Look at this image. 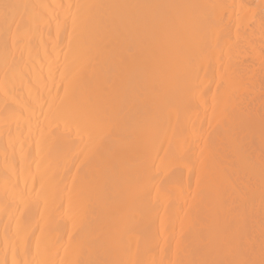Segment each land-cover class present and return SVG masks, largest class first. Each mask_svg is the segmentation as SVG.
<instances>
[{
  "label": "bare ground",
  "instance_id": "1",
  "mask_svg": "<svg viewBox=\"0 0 264 264\" xmlns=\"http://www.w3.org/2000/svg\"><path fill=\"white\" fill-rule=\"evenodd\" d=\"M254 1L0 0V264H264Z\"/></svg>",
  "mask_w": 264,
  "mask_h": 264
},
{
  "label": "rangeland",
  "instance_id": "2",
  "mask_svg": "<svg viewBox=\"0 0 264 264\" xmlns=\"http://www.w3.org/2000/svg\"><path fill=\"white\" fill-rule=\"evenodd\" d=\"M256 3H257V2L254 1V3H252L251 5H248V6H249V7H252V8L254 9ZM258 3H259V2H258ZM238 5L240 6V3H239ZM245 6H246V5H244V7H245ZM261 6H262V7H261ZM244 7H240V8H242V10H243ZM246 7H247V6H246ZM246 7L244 8V9H245L244 12H243V13L241 12L242 15L240 14V12H237V11H236V14L239 13V14L241 15V17L243 16V14L246 15V12H248V10H249V9H246ZM249 7H248V8H249ZM260 7H261V8L258 7L259 9H258L257 7L255 8V10L252 12V15H253L254 17H253L252 20H250V22L248 23V26H247L248 29H252V30L254 29V30H253V33L255 34V35H251L252 37L249 35L250 37H248V41H249V44L251 43V44H250L251 46H252V43L254 42V43H253V47H254V46H257L259 50H264V48L262 49L261 47H259V45H261L262 47H264V46H263V44H264V40L261 39L262 37H264V30H263V29H260V26L257 27V26H256V22H255V21H257V20H255V19H258V18H260V17H262V18L264 17V16H263V15H264V14H263V13H264V7H263V5H260ZM240 8H239V9H240ZM249 12H251V10H250ZM249 12H248V14H249ZM239 14H237V17H238ZM241 17H239V18H241ZM254 18H255V19H254ZM241 19H242V18H241ZM263 19H264V18H263ZM262 21L264 22V20H262ZM254 22H255V23H254ZM249 25H250V26H249ZM253 27H254V28H253ZM258 28H259V30H258ZM255 29H257V31H256ZM252 30H251V31H252ZM260 31H261V32H260ZM239 32H241V30H240ZM258 32H260V35H259ZM262 32H263V33H262ZM261 36H262V37H261ZM243 37H244V35H243ZM252 38H253V39H252ZM255 39H257V40H255ZM261 40H262L263 42H262ZM252 41H253V42H252ZM258 41H261V42H258ZM235 42H236V41H235ZM235 42H234V43H235ZM236 43H237V42H236ZM260 43H261V44H260ZM237 44L240 45L239 43H237ZM255 44H257V45H255ZM258 44H259V45H258ZM250 45H249V46H250ZM245 47L247 48L248 46H245ZM246 48H245V50H246ZM248 48H249V47H248ZM248 48H247V49H248ZM236 49H238V48H236ZM248 51H249V50H248ZM249 52H250V51H249ZM249 52L247 53L248 55H249ZM248 55H247V58L249 57ZM250 55H251V54H250ZM248 59H249V58H248ZM263 59H264V58H263ZM263 59H262V61H261V60L258 61V63H257L258 68H257V66H255V64H252V63L249 62L248 60H247V62H249L250 64H252L253 66H255V69L258 70L259 67H261L262 65H264V60H263ZM249 60H250V61H253V63H255L254 60H253L252 58H250ZM255 61H257V60H255ZM260 61H261V62H260ZM259 63H260V64H259ZM261 69H263V66L260 68V70H258L259 72H257V70H255L256 74H257V73H259V74H260V73H263V74H264V71H263L264 69H263V70H261ZM259 74L257 75V78H258V76L261 75L262 77H261V80H259V81L261 82V84H263V83H264V82H263V81H264V78H263L264 76H263L262 74H260V75H259ZM249 77H250V76H249ZM262 79H263V80H262ZM232 80H233V79H232ZM234 81H236V80H234ZM244 81H247V79H246V80H243V81H242L243 84H241L240 86L244 87V85H245L244 90H245V88L247 87V89H249V91H250V88H251V87L253 88V86H254V84H253V83H254L253 78H252V81H253V82L251 81V79H249L247 82H244ZM248 82L252 83L253 86H252V84H249V85H250V86H249V85L247 84ZM262 82H263V83H262ZM222 83H224V82H222ZM236 83H237V82H236ZM217 84L220 85V86H219L220 88H222L221 85H223V84H221L220 82L217 83ZM217 84H216V86H218ZM226 84H227V83H226ZM226 84H225V85H226ZM229 84H230V83H229ZM238 84H239V83H238ZM233 85H236V84L233 83ZM233 87H234V86H232V88H233ZM236 87H237V86H236ZM248 87H249V88H248ZM220 88H217V89H220ZM223 88H224V87H223ZM237 88L239 89V88H241V87H237ZM252 88H251V90H253ZM225 89H226V87H225ZM225 89L220 90V91H224ZM242 89H243V88H242ZM230 90H231V89H230ZM234 90H235V89H234ZM218 91H219V90H218ZM220 93H221V92H220ZM249 95H250V96H249ZM217 96H218V95H217ZM220 96H221V97H220ZM220 96H218L217 99L220 100V99L222 98L223 100L221 99L220 101H221V102H224V96H223V95H220ZM248 96H249V97H247L246 100H247L248 98H251V97H252V91L250 92V94H248ZM225 98H226V97H225ZM226 99H227V98H226ZM226 99H225V101H226ZM227 102H228V101H227ZM227 102H226V103H227ZM191 193H192V191H191V192H188V195H187V196L192 195ZM190 197H191V196H190ZM190 197H189V198L187 197L188 200L191 199Z\"/></svg>",
  "mask_w": 264,
  "mask_h": 264
}]
</instances>
